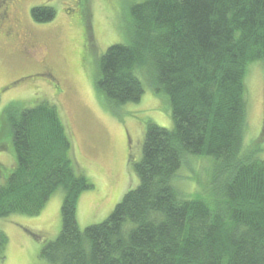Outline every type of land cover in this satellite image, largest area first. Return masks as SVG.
<instances>
[{"label":"trees","instance_id":"trees-1","mask_svg":"<svg viewBox=\"0 0 264 264\" xmlns=\"http://www.w3.org/2000/svg\"><path fill=\"white\" fill-rule=\"evenodd\" d=\"M31 14L37 23L56 17L49 6ZM129 16L133 38L101 56L96 89L116 106L139 103L148 69L173 121L147 126L138 185L82 231L79 198L94 185L59 107L17 103L4 114L16 163L6 179L0 163V218L38 216L62 190L61 232L40 254L50 264H264V160L245 146L246 71L264 66V0H144ZM203 155L218 162L212 196H184L174 180ZM8 246L0 230V263Z\"/></svg>","mask_w":264,"mask_h":264},{"label":"rangeland","instance_id":"rangeland-1","mask_svg":"<svg viewBox=\"0 0 264 264\" xmlns=\"http://www.w3.org/2000/svg\"><path fill=\"white\" fill-rule=\"evenodd\" d=\"M143 1L26 0L21 3V10L18 7L14 10V17L21 18L24 30L36 38L33 57L20 54L18 44H10L0 37L2 179L12 173L16 163L12 131L3 123L6 109L17 103L33 105L41 99L55 103L72 137L79 170L94 185L79 198L78 223L82 231L104 222L123 195L138 185L134 165L141 159L147 126L173 128L166 96L155 93L148 69L140 70L145 92L139 103L116 106L95 85L101 56L110 46L129 44L133 38L129 9ZM44 5L56 10V19L36 23L29 8ZM41 62L52 69L61 84L59 89L37 76ZM22 78L29 81H19ZM246 88L245 146L246 149L260 147L258 157L264 160V66L261 62L248 66ZM217 171L218 162L212 157H189L174 185L184 196L200 195L209 199ZM63 197L62 190L56 191L38 216L0 218V230L9 238L7 258L0 264H50L40 254L44 245L61 232Z\"/></svg>","mask_w":264,"mask_h":264},{"label":"flooded vegetation","instance_id":"flooded-vegetation-1","mask_svg":"<svg viewBox=\"0 0 264 264\" xmlns=\"http://www.w3.org/2000/svg\"><path fill=\"white\" fill-rule=\"evenodd\" d=\"M25 1L26 0H0V37L7 40V42H9L10 44H18V52H20V54L24 55L27 58H31L33 57V54L35 52V44L33 43L36 41V38H34V35L32 33L29 34L28 32H26V30H24V22L21 18L18 19L14 17L16 16L14 15V10L17 7V9L21 10V3ZM34 8L36 7L31 6L29 8L30 15H32L31 13ZM32 21L34 22L33 19ZM40 64V72L37 74V76L49 83L51 86H53V88L59 89L61 84L52 69H50L45 62H41ZM37 76L32 78H38ZM27 79L28 78H22L19 79V81L24 80V82H27L29 81ZM19 81H16V83ZM34 81L35 80L32 79L31 83H33Z\"/></svg>","mask_w":264,"mask_h":264}]
</instances>
